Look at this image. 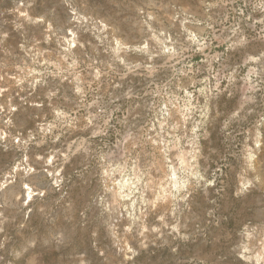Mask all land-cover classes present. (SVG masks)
Listing matches in <instances>:
<instances>
[{"label":"rangeland","instance_id":"obj_1","mask_svg":"<svg viewBox=\"0 0 264 264\" xmlns=\"http://www.w3.org/2000/svg\"><path fill=\"white\" fill-rule=\"evenodd\" d=\"M0 105V264H264V0H0Z\"/></svg>","mask_w":264,"mask_h":264},{"label":"built area","instance_id":"obj_2","mask_svg":"<svg viewBox=\"0 0 264 264\" xmlns=\"http://www.w3.org/2000/svg\"><path fill=\"white\" fill-rule=\"evenodd\" d=\"M33 106L34 107H39V105L37 106V104H34ZM16 110H17L16 108H11L9 111L7 110V113H6L4 108L0 105V119L2 118V123H3V130L0 131V140L2 142L6 141V139H7V130L10 128L11 123H12L11 115L14 112H16ZM28 135H31V133H28ZM27 140L28 139H26L24 136H22V134H17L16 137L14 138V144L23 145V144L27 143ZM27 191H29L30 192L29 194H31V190L30 189H27Z\"/></svg>","mask_w":264,"mask_h":264},{"label":"bare ground","instance_id":"obj_3","mask_svg":"<svg viewBox=\"0 0 264 264\" xmlns=\"http://www.w3.org/2000/svg\"><path fill=\"white\" fill-rule=\"evenodd\" d=\"M69 35H74V33H70ZM67 41L72 42V38L71 39L67 38ZM179 160H180L181 165L187 166L188 160L185 159L183 153L179 156ZM169 181H170L171 187L174 188L176 191L181 190L185 186V184L183 182H179V179L177 178L176 173H175V169L173 167L170 170ZM118 185H119V189H123L124 187H127L126 183H124V184L121 183ZM260 258L261 259L264 258V244L262 246V252L258 256H255V258H254L255 263H258L260 261Z\"/></svg>","mask_w":264,"mask_h":264}]
</instances>
